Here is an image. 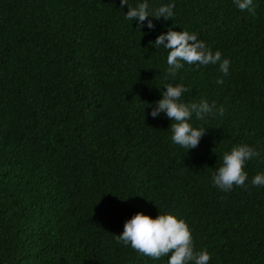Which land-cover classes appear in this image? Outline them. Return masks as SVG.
<instances>
[{"label": "trees", "instance_id": "1", "mask_svg": "<svg viewBox=\"0 0 264 264\" xmlns=\"http://www.w3.org/2000/svg\"><path fill=\"white\" fill-rule=\"evenodd\" d=\"M147 3L175 15L149 30L120 0H0V264H167L117 243L138 212L184 220L209 264H264V186L250 183L264 173V0L254 14L234 0ZM169 29L197 34L229 74L185 64L168 77L154 42ZM168 84L225 109L190 121L206 131L196 149L150 115ZM241 144L260 153L248 187L221 191L212 176Z\"/></svg>", "mask_w": 264, "mask_h": 264}, {"label": "clouds", "instance_id": "2", "mask_svg": "<svg viewBox=\"0 0 264 264\" xmlns=\"http://www.w3.org/2000/svg\"><path fill=\"white\" fill-rule=\"evenodd\" d=\"M240 11L247 10L254 14L253 0H234ZM121 8L128 7L125 19L136 21L142 28L147 21V28L153 30L155 25L149 17L165 21L174 17V4L159 7L155 11H149L147 0L138 3L135 7L128 5V0H120ZM154 45L163 47L168 51L167 76L175 79L177 73L184 68L185 64L195 65L196 68L208 65H219L220 72L229 74L230 61L222 59V53H213L204 41L198 40L197 34L188 31H173L157 36ZM218 84L223 80L218 79ZM166 91H162V98L155 102L150 113L152 118L166 114L172 121L170 129L172 142L181 148L196 149L205 135L203 128H195L190 121H205L215 115L223 116L224 107L217 109L215 102L209 103L205 99L199 102L185 103L183 95L189 90L183 84L173 86L168 84ZM260 153L246 144L234 146L230 152L224 153L222 165L212 176V183L219 190L228 192L235 187L247 188L248 173L245 168L249 161L259 159ZM252 186H264V173L255 175L251 181ZM117 243L131 248L138 253L153 260L169 257L167 264H209L211 255L208 251H196L191 229L188 224L174 215H158L155 219L138 212L124 224L122 234L115 236Z\"/></svg>", "mask_w": 264, "mask_h": 264}]
</instances>
